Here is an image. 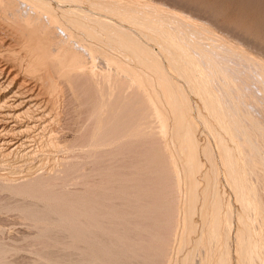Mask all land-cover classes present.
Wrapping results in <instances>:
<instances>
[{"label":"rangeland","instance_id":"1","mask_svg":"<svg viewBox=\"0 0 264 264\" xmlns=\"http://www.w3.org/2000/svg\"><path fill=\"white\" fill-rule=\"evenodd\" d=\"M46 1H49L51 3L53 7L52 10H54L52 11V14L55 12V14H57L55 15L57 16L56 18L57 19L59 18L58 20L62 21L60 22L62 24L65 23L64 20L66 19L65 17H62L63 16L62 13H60V10L57 9H61V7L62 8L80 7L82 9L87 10L88 8H90L89 7L90 4L92 5V3L94 2V0H88L89 2L87 0L86 1L65 0L62 2L60 0H46ZM124 1L125 0H123V2ZM127 1L128 0L125 1V3L127 4H124L122 3V0L121 2L119 0H112L110 4V0H109L108 3L111 5V7L108 4H106L109 6V7L107 6L108 8L105 7L104 5H99V7H97L98 5L96 4L95 5L97 7L96 9L92 8L93 6L91 7L94 12L91 9L89 10L93 14L96 15L99 14L98 16H101V18L105 17L104 19H106L110 23L112 24L114 23L113 25L111 24L112 26L115 27L118 26L119 28L121 27L124 30H126L128 34L133 37V38L131 37L132 39L136 38L139 41V42L136 41L137 44L136 46H138L137 48L144 49L148 47L147 49L151 50L149 54L152 53L154 55L152 56L151 54L150 56L148 54L149 57L148 55H146L147 59L144 57V59H142L141 61V59L137 57L133 52L128 50L127 51L122 50L124 49V46H122L123 47L122 48L121 47L122 43L120 44V42L119 43L113 42V44L108 43V41L106 42L107 39H106V35L103 34L104 32L100 34L103 37L97 36L99 37L97 38L98 39L97 40L96 38L93 37L91 38L90 36L82 33V31H80L79 29H76L74 27L72 29L71 27H68L69 30L71 28L72 31L74 32L73 33L70 30L69 34L71 36L70 35L68 36L67 33L69 30L67 29L66 26L68 25L72 26V25L69 24L67 20H66V24L68 25L63 24V26L66 27L65 30L67 32L62 31L63 29L62 30L58 29V34L60 36L62 35L61 36L62 39L64 38V40L71 42L70 44L72 46L73 43L74 46L76 44L77 50L78 48L79 51L82 49L83 51L81 50L80 51L81 53L83 54L87 53V55H89L88 57L87 55H83L85 56V58H87L86 59L87 62L92 60V58H90L91 57L90 53H88L89 47L92 46L93 55L94 53L97 52L93 45L98 47L96 49H99L100 47L98 53L101 57L96 53L97 56L96 55L93 56L94 58L96 57L95 59L93 58L94 64L92 62H89L90 64L93 65L95 70L99 69L98 70L99 72L97 76L94 75L92 77H90L89 74L85 73L89 78L86 75L84 76L83 74H81L80 76L78 75L79 76V77L77 76L78 78L74 77V79L71 80L72 83L71 81L69 83H66V81L64 82V80H62V82L61 80L59 81V83L61 84L59 86H62L60 87L61 93L59 91L58 94L59 96H57L59 99H56L55 101L56 104L54 102L55 105H53L55 106L53 108L56 109L55 110L52 109L53 114L55 112L58 116L54 115L56 119L55 118H52L53 120L50 119L51 121L50 120L48 121L49 124L46 123V121L44 122V124L45 123L47 124L46 126L48 128L44 126L43 123L42 124L37 123L36 126L34 128L32 127L30 129L31 131L29 130L30 132L26 134V136H28L26 137L28 138L27 145L30 144L31 147L32 144V146H34L33 149L35 153L33 154L35 155H32L34 156L32 157V159L29 158V160L27 159L23 161L20 158V156L19 159L18 157H16L18 156L15 155L16 153L15 154L12 153L11 157L10 155L8 156L11 158V159L9 158L10 162H8L9 161L7 159L8 157L6 158L3 157L0 152V174H1L0 175V264H210V263L212 264V262H209L210 260L212 261V258L210 257L212 255V252H210L208 249L212 251L213 249L211 248H214L215 250L214 245L216 246L217 250L219 249L220 246L222 248L223 244L218 243L219 242L218 239L223 237L214 238V240H211V243L208 242L203 243L205 247L202 245L197 247L195 242L199 236L204 235V233L206 235L207 234L206 230L208 232L210 228V224H208V222L210 223V221H208L210 219L206 218V216L208 217L210 216V218L212 217L210 206L213 204L214 201H216V199L222 201L221 203H224L222 206V210H223L222 213H225V210L229 213L228 215L229 217L225 219V222H223L224 221L223 219L222 222L220 221L223 224V226L222 224H220V227L222 228L224 227L225 229H228V235L226 238L227 239L226 246H228L229 248L227 249L226 247L228 253L227 258L228 260H230L229 262L226 259V261H228V264H243L244 261L243 258L246 256V252L247 254L248 252H250L249 256H251L252 258L255 256L258 257L259 254L260 255L262 254L259 253L260 249L259 251L257 249L258 252L253 251V253H251L252 251L250 250L249 251L246 250L243 253L244 256H242V254L241 255L238 254L240 258L238 257V255H236L237 252L240 251V249H237L239 246L238 242L241 240L238 239L237 236L238 235L237 229L239 227L238 224L240 220H243L245 218L244 220L248 222V225L254 224L253 227H251L252 226L251 225L250 226L251 228L247 230L249 234L246 232L249 237L257 236L256 238H254V241L259 239L258 236H262V237L264 236L262 234L264 232V229H261L263 232L260 231L259 229V225L262 222L259 215L260 213H258L261 211L260 209L262 207L264 208V206L260 207L261 205H259L260 203L258 204V199H257L256 202L258 205L256 204L254 205V203L256 202H253L252 206L255 207L259 206V209L257 208L256 211L255 207L253 209L252 206H250L251 204L248 206L249 207L248 209L247 206L243 207V204L236 198L237 197L235 191L236 189H234L235 187L232 185L233 183L230 181L231 179L229 180L228 172L225 171L223 161H221L222 160L220 154L221 150L219 148L216 135H218L219 132H221L222 136L224 135L223 138L225 139V143L230 148L233 147V150L238 145L236 147V150L233 151L236 158L242 157L244 155L241 152L246 147H249V151L246 148L247 150L244 149L245 150L244 152L247 151L251 155L260 153L262 157L264 154L262 153L264 151L263 148L264 145H262V143L264 142L263 141L264 131L260 129L261 131L260 133L258 130L259 126L261 128L263 127L262 125H264L263 123L264 122L263 121L264 120V78H263L264 77V70H263L264 69L263 68L264 67L263 66L264 65V58H263L264 57V0H129L128 1L129 3ZM130 2H131V6L129 5ZM137 2L140 4H138ZM20 3H22V1ZM22 4H23L22 11L24 12L25 2H23ZM101 6L102 7L104 6L107 9H105L104 7L102 8ZM139 6H142L141 8L145 11V12L143 11L144 16L146 13H150L156 9L161 11V8L163 9L166 8L167 10L166 9L164 10L166 12L170 11V13L169 12L165 13L161 11L162 16L158 17V19L156 16H158V14L160 15V12H158L157 14L158 10L154 11V13H156V16H154L153 15L154 13L152 12V16L155 17L156 21L152 23L153 26L149 25L148 27L152 26L154 28L156 25V29L154 28L156 30L155 35H154L155 33L154 29H151V31L153 30L152 32L154 33H152L151 31L150 33L148 27H147L148 31L146 32L144 29L146 28V26L144 28H142V26L144 25L140 26L141 24H139L137 19L139 18L140 20L141 15L143 17V13H141L142 9H138L140 8ZM100 8H102L103 11H101L102 9ZM125 8L131 9L128 10V12L130 11L129 12L130 15L129 14H127V16L123 15L124 13H128L126 12V10L122 11ZM97 9H99L100 11L99 10L97 11ZM135 9H138L139 11L136 10L137 11L136 12ZM172 10L177 14V16H175L176 14H174L173 12L171 13ZM56 11L58 13H56ZM121 11L123 12V14ZM2 12L4 13V11H2L0 8V19H1L0 23H2L1 24L2 26H4L5 22L3 23L2 21L3 20L1 15ZM59 14L60 16L62 15L61 17L64 20L60 18ZM164 14L167 16H171L172 14L171 16L172 18H170L169 20L170 22L168 21L169 17L164 16ZM165 17L167 18V20ZM173 17H175V20L173 19ZM181 17L184 19H182ZM160 18L163 19L161 20ZM178 18L182 20H179ZM135 19L137 22H135ZM159 20H161L163 24L159 22ZM173 20L175 22L177 20L180 22H183V20H185L184 22H186L185 23L186 26H182V27L184 29L190 28L187 29L186 31L183 28L181 29V31L182 30L183 32L185 31L184 32L185 34L187 32V35H185L181 39L183 45L181 44V47L180 45H178L176 49L174 47V45L176 46V43L174 44L172 42L173 38L171 36H169L168 38L163 37L168 41L167 42L164 40L165 42H167L166 44L165 42H163V40L161 41V39H159L160 36L163 35L162 34L159 35L160 33H158L157 31L160 30L161 32V29L164 26L168 27L172 23L174 25ZM167 22L169 25H165L167 24ZM159 24L161 25V29L158 28L160 26ZM58 26L60 27V25ZM71 32L73 33V36ZM206 32L208 34L210 33V35H208ZM205 34H207L208 36ZM203 35H205L206 37ZM202 36L204 38H202ZM72 37L74 39L77 38L76 40L78 43L76 42V40L74 41ZM78 37L81 38V40ZM211 38L213 39L211 40ZM68 39L71 40L69 41ZM72 40L74 42H72ZM193 40L199 43L194 42ZM192 41H193V45H192ZM171 42L174 44L173 46L170 45L172 44ZM86 43H91V44L93 43V44L92 45L87 44L89 45L87 46L85 45ZM185 44L187 45L191 44L190 47L187 45L186 47L189 48L188 50L191 51L193 50L192 53L195 54V56L197 55V58L199 60L198 59L195 60L198 62L200 66L196 64L197 63L196 61L192 64L188 63L187 65V62L189 61L186 60H188L189 57L186 56H183L186 59L183 58L182 62H180L182 58L180 56L181 54L180 51L185 48L183 47L185 46ZM18 45L19 44L16 45L17 47L16 54L20 56V57L18 56V59L20 61L22 59L23 64H21V62L18 60L21 66L18 64V62H16L17 68L20 66L17 71H19L20 73L17 71H14V73H19L18 75L19 81H21V79L22 80L25 79L26 76H28L27 80L31 81V82L29 81L28 83L32 85L35 82L36 87L40 88L39 83L34 79L33 76L28 74L29 72H27L28 69L26 67V63L28 57L25 56L22 58V56L26 54V51H22V48H20V46L19 49ZM83 46L85 47L87 46L88 48L87 47L85 48ZM213 47L215 49L217 48L216 50L221 52V54L223 53L224 55L223 56L220 53L218 56L216 55L218 62H220L219 59L224 60L226 58L223 62L220 63L219 66L221 67V64H223L222 68H224L226 64L224 68L225 69L224 72L227 71L228 73H224L223 70H220V68H218L219 66L216 67L217 71L219 69V72L217 73L215 69V64L216 66L219 64L216 63L217 60L215 58H212L211 56L210 59H208L209 58L208 56L207 57H205L206 55L204 56L206 51L208 52L209 49H210L209 51L212 50V52L215 54V52L217 51H215ZM224 48L225 49L229 48L232 51L230 50V53L223 52L222 50H224ZM236 48L237 50H235ZM23 49L25 50V48ZM227 49L224 51H229V49L228 50ZM201 51L202 52L205 51V52L201 53L202 54L201 55L200 54ZM173 52L174 53L177 52L178 54L180 53L179 54L180 58H178L179 60H177V62L175 63H172V58L178 56L176 55L177 53L173 54ZM104 53H107L108 55L110 54V56L113 57L114 59L117 58L116 60L120 61V63H122L124 67L127 65L128 72L129 70L132 71H130L129 74H125V71L124 73L122 72L120 73V71L117 72L116 69L114 70L115 67L113 66V64L112 65L106 64V62H104L103 60ZM226 53L229 54L226 55ZM213 56L216 57L215 55ZM219 56L220 57L223 56V59L220 58ZM150 57L156 58L158 63L159 64L161 63V69L163 70L164 74L168 75V77L167 75H165L167 77L166 79H171V81L173 80L172 82L175 81L174 83L178 85L177 93L180 95L183 94L182 96L186 98V102H187L186 105L188 106L187 109H189L188 111L190 112V113H186L188 114L187 119L190 120L191 124L195 125V127L193 126L194 127L193 130L195 132V133L193 132V134H195V136L194 135L193 136L194 138L196 137L197 140L196 139L195 140L198 143V145H200L198 151L199 159H200V168H198L194 173L192 171L189 172L186 169V166L184 165L186 163V160L182 161V158L186 156L185 154L186 150H183V148L180 146V144L182 143L181 142L182 135L180 133L179 136L178 133L179 123H181L180 120L181 116H179L177 112H176L177 115L174 114L173 110H171L173 108L170 107L171 106L173 107V105L170 103L171 101L166 99L165 95L163 94L164 88L162 87L161 84L163 78L159 76V74L156 72V69H154V67L150 65L148 66L149 63L147 61L151 59ZM202 57H204V59L206 60H204ZM24 58H26L27 60ZM89 58L90 60H88ZM23 59L25 63L23 62ZM213 59H215L216 61ZM228 61H230V64ZM184 63H186L185 68H187L189 64H191L190 67H192L193 65L192 68L195 69V70L193 69L194 70L193 73H195L194 76L196 77H192L193 73L191 76L189 73H186L184 71L185 68L184 70H182L184 66L182 68L181 66ZM260 64L263 67L260 68L259 66ZM205 65H207V67L212 66L213 71L211 70L208 74L209 76H205L204 77L205 80H204L203 77H201L200 75L201 73L198 67H200L202 70V66L205 67ZM25 67L27 70L25 69ZM104 68L107 71L106 73ZM108 72H110V74L113 73L112 75L116 74L114 76L115 79L113 78L115 81L113 79L112 80L109 79L110 81L109 83L107 79H103L104 75L107 74ZM131 72L133 74L134 72L137 74H134L135 75L134 76L131 74ZM101 74H103V76ZM225 74L228 75L226 76ZM229 74L230 75L233 74V75L230 76ZM222 75L224 77H222ZM141 76L142 79H145V81L141 79ZM229 76L230 78H228ZM30 77L33 78L30 79ZM161 78L162 80L160 81ZM235 78H237L239 81ZM95 79L96 80L98 79L101 82L99 81L97 82ZM138 79L146 83L145 89L139 90L140 88L138 86L140 84H137L139 81ZM212 79L213 81H211ZM216 79L218 81H216ZM105 80L106 83L108 82L106 84L107 88H104L103 84H101L104 83L103 81ZM119 80L121 81V83L119 82ZM205 81L206 84L207 81L208 84L209 83L212 85L214 84L213 85L214 89L217 91L216 92L213 89L214 93H210L211 97H212L211 94H213V96L217 98V96L220 95L218 93H221L223 91L227 92V94L225 92V96L223 94L224 92L222 93V96H224L225 98L228 97L227 98L228 103L224 102L223 105L225 104V106L222 105V108L223 107L228 108L229 105L231 110L232 107L235 108V109L233 108V110L237 114H241V116L243 115V113L244 115L247 114L246 116L248 119L246 118V116L243 117L247 119L248 123L251 120L252 122L255 121L254 123H250L252 126L250 127L251 129L254 128L258 120L259 122L262 121V123H259V126H256L257 128L255 127L256 129L254 128L258 134L254 132L255 130L252 131L253 134L256 133V136L255 134L246 135V136L242 135L243 138L239 136L241 138L239 140V138L238 137L236 138V136L234 135L235 133L226 134L222 130L221 123L224 124L225 120L223 118L216 117L217 113L214 111L215 113L214 114L211 108L209 111L208 105L207 107H204L206 105V104L204 105V103L206 102H203L205 100V98L203 99L204 95L202 94L203 95L202 97V95H200L201 92L199 91L200 93H198L197 91L198 89L196 86L200 87L201 89V85L205 84L203 83ZM228 81L230 82L228 83ZM148 82L151 83L149 84ZM219 82L222 84H220ZM233 82H235L236 84L235 83L233 84ZM230 83H232L234 86L232 88L230 87L231 89L229 88V86H231ZM198 84L201 85L199 86ZM107 85L109 86L111 85L112 87L110 88ZM113 86L115 87V89ZM100 87L102 89H100ZM195 87L197 90L194 89ZM108 88L109 91L107 90ZM217 88L218 89L220 88V91ZM227 88L229 89V91L230 90L232 91V89L233 91L229 92ZM110 89L112 90L111 91L112 94L110 92ZM221 89L223 90L221 91ZM148 90L149 92H151V94L148 92ZM140 91H143V93H141ZM235 91L237 92V94L234 93ZM104 92L106 97L105 100L109 103H107L108 104L107 108L101 110L100 112L98 111L99 107L101 106L100 105L101 99L99 98L101 97L100 94L102 95V93ZM144 92L146 95H148L147 92L150 94L148 95V97L149 96L151 97L153 94L156 95V97L152 98L153 99L151 101L152 103L149 102L148 104V98L146 95H144ZM6 93L7 96L11 94L10 91H6L4 94ZM106 93L111 95L106 96ZM245 93H247L248 95ZM237 95L239 97H237ZM43 96L44 95L40 94L41 98ZM200 96L202 97L201 98L202 100L200 99ZM241 96H243L244 98H242ZM156 99H158L160 103L156 101ZM169 103L171 104V106ZM230 103L231 105L233 103L232 107ZM157 104L159 105L157 106ZM226 104L228 105L226 106ZM247 104L250 105L247 106ZM153 106L157 107V109L159 111H162V113L156 111L157 109L152 108ZM160 106H162V108ZM222 108H219L220 112H222L221 110L224 111L226 110ZM154 109L156 112H159L162 115V119H163L162 121H164L165 123L164 122L162 123L160 122L161 120L155 118V117L157 118L159 117L160 119V114L158 113L159 114L158 116L157 113L154 111ZM246 110L250 113V115L247 113ZM25 115L20 116V120L22 117L25 118L23 119V121L21 120V122H23L21 123L22 125H25L24 122L26 121L24 120L29 119L33 115V113L32 112L28 113V116L30 115V117L28 116L25 117ZM184 116L186 118V115ZM250 116H256L258 120L257 119L255 120L254 119L255 117L251 119ZM243 117L240 118L244 120ZM218 118L221 119L222 122ZM192 119L193 121H191ZM246 119L244 120L245 121L244 124L247 123ZM100 120H101L100 128L102 129L103 127L104 129L103 130L100 129L101 131L97 132L98 130H96V128L98 127L97 125ZM156 120L160 122L159 129L154 128L159 123V122L156 123ZM174 121L179 123H175ZM214 122L218 124H215ZM243 125H242L243 127L242 130L245 128H247V130L250 129L249 127H245ZM39 126L41 127V129L44 126L45 128L43 129L45 130L43 129H42L43 131L40 130ZM161 126H162V130H161ZM157 127H159V125H157ZM251 129L249 131H251ZM247 130H245L244 132H246ZM214 131H216L215 134ZM96 132L99 133V136ZM52 135L55 136V139H58L60 141L59 144L60 146L57 147V149L54 148L55 150L50 151L48 150L49 146L47 145V140H49L50 136ZM250 136H254V139L256 141H254L253 138L251 137V143H250ZM244 137H247L249 140L248 141L246 138L247 144L246 141L244 142L245 140ZM259 138L261 140H259ZM240 143L242 145L239 146ZM243 144L245 146H243ZM248 144H250V146L253 144L251 148L255 145V148L258 151L256 152V150H254L255 148L253 147L254 149L252 148L251 149L252 152H250L251 150ZM260 145H262L261 149H259ZM261 150L263 151L261 152ZM181 151L185 152L184 155ZM50 152L52 153L53 156L51 155ZM253 152L255 154H253ZM4 158L7 161L4 160ZM49 158L51 161L49 160ZM20 159L22 162H26V161L27 162L19 165L18 163H21ZM52 159L56 160L57 162H55L54 160L52 161ZM15 161H17L18 163ZM259 161L261 160H257L258 162L257 164H260ZM261 162L263 163L260 166L262 165L264 166V161ZM255 163L256 161L253 162L254 167L257 165ZM12 164L13 165L18 164V165L12 166ZM42 164L45 167L41 166ZM242 164L241 167L244 166L243 162ZM9 165H11L12 167ZM182 165H184L185 168H182L183 167ZM13 168L14 170L12 171L11 169ZM256 168H260L259 165L254 168L255 173L252 170L253 169L252 167L251 169L252 171L248 169L251 171L250 173L248 170L246 171L248 174H245V172H243L245 175L243 176L245 178L243 176H240L239 174H237V178L238 176H240L241 179L243 177L244 180H247V185L248 182L249 183L253 182L254 184L252 183L250 187H252V189H255L256 192H254V195H258V197L261 198L257 190L262 187L264 188L263 186L264 177L261 175L260 177L258 176L259 174L264 175L262 171L264 170L263 169L264 167L262 168L261 171L259 169L257 170ZM184 169H186L187 173ZM258 171L261 173L257 174ZM191 172L192 174L189 175L188 173ZM257 177L258 178L263 177L262 178L263 180L261 179L262 181L259 179L261 183L263 182L262 186L259 183V181L257 183L258 180ZM190 178L192 179V181L193 179L196 180L193 181L192 183V185L194 184L193 188L191 184H190L191 186L189 185V182H192ZM254 185L259 188L258 189L257 187L255 188ZM189 186L191 187L192 190L191 189L189 190L190 188ZM208 188L210 189L216 188L215 190L219 189L217 190L218 197H216V199H214L215 197L211 196V193H209L210 189L208 190ZM262 189H260L259 192L262 193L263 196L264 191L261 192ZM204 191H206V193L208 194L207 197ZM203 192L205 194H203ZM212 195H214L213 192ZM192 197H193V201L191 200ZM254 197L257 198V196ZM262 201H264V197ZM228 202L230 205L228 204ZM224 207L225 208L227 207L229 211L227 208L225 209ZM204 209L208 214L204 211ZM243 211L245 212L242 213ZM203 212H205V214H203ZM262 212L263 215L261 217L264 216V210ZM262 219H263L262 221L264 222V218ZM250 221L253 222L250 223ZM259 222L260 224H257ZM205 223L207 226L209 225V228L205 225ZM189 224L192 225V229H190L191 225L188 227ZM205 226L207 227V229ZM188 228L190 230H188ZM250 230L251 231L253 230L252 231L253 233H251ZM212 241L215 242L212 243ZM241 241L239 244H241ZM208 253L209 254L211 253V255L209 256ZM254 253H256V255H254ZM252 254L254 256H252ZM206 255L209 257L207 259L209 260L208 262L207 260L205 261V259L207 258ZM249 256L247 255L246 257ZM262 256H264V254L261 255V258L260 256L258 257V259L257 257H255L256 260L255 258H253L255 261L254 264H261V262L263 264ZM246 257L244 258L245 260L247 259V261H244L245 264H247L248 260L249 262H253L251 257L250 259L252 261H250V259ZM215 260L216 261L215 263L213 261V264L216 263L219 264V261L217 259Z\"/></svg>","mask_w":264,"mask_h":264},{"label":"bare ground","instance_id":"2","mask_svg":"<svg viewBox=\"0 0 264 264\" xmlns=\"http://www.w3.org/2000/svg\"><path fill=\"white\" fill-rule=\"evenodd\" d=\"M22 1V3L23 2H25V11L23 12L22 11V3H20ZM61 2L62 1H65V0H60ZM69 1V0H68ZM77 1V0H76ZM86 1V0H85ZM88 1V0H87ZM108 1L109 0H94V2L92 3V5L90 4V8H88L87 10L86 9H82V8H80V7H78V8H62L61 7V9H57V10H60V13H62V17H65V19L67 20V22L69 23V24H71L72 26H69L68 24H66V20H64L61 16H60V14H59V16H60V18H62L63 20H64V22L65 23H63V24H66V25H68V26H66L67 27V29H68V27H71L72 29H73V27L74 28H76V29H79L80 31H82V33H84V34H86V35H88V36H90L91 38L93 37V38H99L100 36H102V35H100L101 33H103V34H105L106 35V42L108 41V43H112L113 44V42L114 43H119L120 42V44H121V47L122 46H124V49H122V50H128V51H131V52H133L137 57H139L140 59H141V61H142V59H144V57L146 58V55H148L150 52H151V50L150 49H147V48H141V49H139V48H137L138 46H136L137 44H136V41H138L136 38V40L135 39H132L133 37L132 36H130L129 34H128V32L126 31V30H124L123 28H119L118 26H112L113 24L112 23H110L109 21H107L106 19H104L103 17L101 18V16H98V15H96V14H93L89 9H91L92 10V8H97V7H99V5H104L105 7H107L108 5L111 7V2H112V0H110V4L108 3ZM120 2H121V0H119ZM126 1V0H125ZM125 1L123 2V0H122V3H124V4H127V3H125ZM129 1V0H128ZM127 1V2H128ZM30 3V4H28V3ZM56 2V1H55ZM72 2V1H71ZM75 2V1H74ZM89 2V1H88ZM91 2V1H90ZM140 2V1H139ZM76 3V2H75ZM82 3V2H81ZM116 3H117V1H116ZM116 3H115V5H116ZM129 3V2H128ZM134 3V2H133ZM138 3V2H137ZM98 5L97 7L95 6V5ZM106 4H108V5H106ZM138 4H140V3H138ZM142 4V3H141ZM77 5V4H76ZM114 5V4H113ZM119 5V4H118ZM130 6H131V2H130V4H129ZM135 5V4H134ZM137 5V4H136ZM65 6V5H64ZM93 6V7H92ZM103 6V7H104ZM108 6V7H109ZM127 6V5H126ZM125 6V7H126ZM133 6V5H132ZM92 7V8H91ZM102 7V6H101ZM102 7V8H103ZM104 7V8H105ZM107 7V8H108ZM129 7V6H128ZM140 8H138V9H142L141 7L142 6H139ZM146 7V6H145ZM164 7V6H163ZM0 8H1V10L2 11H4V13L2 12V18H3V23H4V26H2L1 24L2 23H0V152H1V155L3 156V157H8L9 155H10V157H11V155H12V153H16L15 155H18V156H16V157H18V159H19V156H20V158L24 161V160H29V158H31L32 159V157H34V156H32V155H35V154H33V153H35V151H34V146H32V144H31V147H30V144L29 145H27V139L28 138H26V137H28V136H26V134L28 133V132H30L31 130V128L33 127H35L36 126V124L37 123H43V125L44 126H46L47 124L46 123H48L49 124V120L51 119V120H53L52 118H55V116H58L55 112H54V114H53V110L52 109H54L53 107H55V106H53V105H55L56 104V99H59L57 96H59L58 94H59V91H60V87H62V86H59V85H61L60 83H59V81L61 80V82H62V80H64V82L66 81V83H69L72 79H74V77H77L78 75L80 76L81 74H83L84 76L86 75L87 76V74H89L90 75V77H92V76H97V74H98V70H95V68L93 67V65L92 64H90L89 62H92L93 63V56L94 55H96V53L99 55V53H98V51H99V49H100V47H99V49H96V48H98V47H96L95 45H93L94 47H95V50L97 51L96 53H94V55H93V50H92V46L91 47H89V52L88 53H90V58H92V60L91 61H89V62H87L86 61V59L87 58H85V56H83V55H87V53H85V54H83V53H81L80 51L82 50H80L79 51V48H78V50L76 49L77 48V45L75 44V46H74V43H73V46L70 44L71 42H68V41H66V40H64V38L62 39V35L60 36L59 34H58V29H63L62 31H64V32H67L65 29H66V27L65 26H63V24L62 23H60V22H62V21H59L56 17L57 16H55V15H57V14H55V12L52 14V11H54V10H52L53 9V7H52V5H51V3L49 2V1H46V0H0ZM59 8V7H58ZM102 8H100V9H102ZM107 8H105V9H107ZM118 8V7H117ZM120 8V7H119ZM94 9V10H95ZM123 9V8H122ZM138 9H135V11L137 10V11H139ZM163 8H161V11H163V12H165V13H170V11H164L165 9H163ZM55 10H56V8H55ZM99 9H97V11H98ZM110 10V9H109ZM126 10V12H128V10H131L130 8L129 9H124V10H122V11H125ZM158 9H156V10H154V11H157ZM167 10V9H166ZM93 11V10H92ZM100 11V10H99ZM101 11H103V9L101 10ZM121 11V12H122ZM136 11V12H137ZM142 12L141 13H143V9L141 10ZM149 11V10H148ZM154 11H152L153 13H154ZM161 11L160 10H158L157 11V14H158V12H160V15L158 14V16H156V13H154L153 15L154 16H156L157 17V19H158V17H160V16H162L161 14ZM26 12V13H25ZM94 12V11H93ZM109 12V11H108ZM120 12V11H119ZM130 12V11H129ZM129 12L128 13H124L123 14V12H122V14L123 15H126L127 16V14H129ZM145 12V11H144ZM150 12V11H149ZM152 12H150V13H146L145 14V16H144V13H143V17H142V15H141V18H140V20H139V18L137 19L138 20V22H139V24H141L140 26H142V25H144V26H142V28H144L145 26H146V28H144L145 29V31L147 32L148 30H149V32L151 31V29H156V25H155V27L153 28L152 26H153V24L152 23H154L155 21H156V19H155V17H153L152 16ZM173 12V10L171 11V13ZM56 13H58L57 11H56ZM100 13V12H99ZM104 13V12H103ZM113 13V12H112ZM139 13V12H138ZM174 14H176L175 12H173ZM4 14V15H3ZM101 14V13H100ZM140 14V13H139ZM151 14V15H150ZM102 15V14H101ZM130 15V14H129ZM112 16H113V14H112ZM164 16H167V15H165L164 14ZM171 16H172V14H171ZM171 16H167V17H169V19H168V21L170 20V18H172ZM175 16H177V14L175 15ZM181 16V15H180ZM109 17V16H108ZM120 17H121V15H120ZM124 17V16H123ZM140 17V16H139ZM166 18V17H165ZM182 18V17H181ZM188 18V17H187ZM161 19V18H160ZM163 19V18H162ZM161 19V20H162ZM173 19L175 20V17H173ZM176 19H177V17H176ZM179 19V18H178ZM182 19H184V18H182ZM182 19H179V20H182ZM1 20V19H0ZM161 20H159V22H161ZM166 20H167V18H166ZM173 20V21H174ZM186 20V19H185ZM185 20H183V22H180V21H174V25H173V23L171 24V25H169L168 24V22H167V24H165V25H169L168 27H166V26H162L163 28L161 29V23L159 24L160 26L158 27V28H160L161 29V32H160V30H157L158 31V33H160L159 35H163V36H160V38H159V35H158V38L159 39H161V41L163 40V42H165V41H167L166 39H164V38H168L169 36H171L173 39H172V42L175 44L176 43V46L172 43V44H170V45H174V47H175V49H176V47H178V45H180V47H181V44L183 45V43H182V38L185 36V35H187V32H186V34L184 33L187 29H190V28H187V29H184L182 26H186V22H184ZM158 21V20H157ZM172 21V20H171ZM188 21V20H187ZM135 22H137L136 21V19H135ZM170 22V21H169ZM189 22H190V20H189ZM158 23V22H157ZM192 23V22H191ZM194 23V22H193ZM196 23V22H195ZM62 24V25H61ZM112 24V25H111ZM163 24V23H162ZM197 24V23H196ZM5 25H6V27H8V28H6L5 27ZM58 25H60V27L58 26ZM149 25H152V26H150V27H148ZM188 25V24H187ZM139 26V27H140ZM158 26V25H157ZM189 26H191V25H189ZM196 26V25H195ZM147 27H148V30H147ZM70 28V30L72 31V29ZM157 28V29H158ZM184 29L185 31L183 32V30L181 31V29ZM206 28V27H205ZM154 29V31H155V33L154 32H152V33H154V35L156 34V30ZM60 30V31H61ZM69 30V29H68ZM70 30L68 31V36L70 35L69 34V32H70ZM140 30V29H139ZM206 30V29H205ZM143 31V30H142ZM190 31V30H189ZM208 31V30H207ZM73 32V31H72ZM71 32V34H72V36H73V33ZM139 32V31H138ZM150 32V33H151ZM203 32V31H202ZM209 32H210V30H209ZM149 33V34H150ZM189 33V32H188ZM207 33V32H206ZM212 33H213V31H212ZM66 34V33H65ZM65 34H64V36H65ZM204 34V33H203ZM208 34V33H207ZM207 34H205V35H207ZM192 35V34H191ZM197 35H200V34H197ZM205 35H203V36H205ZM208 35H210V33L208 34ZM207 35V36H208ZM215 35V34H214ZM63 36V37H64ZM71 36V35H70ZM97 36H99V37H97ZM157 36V35H156ZM155 36V37H156ZM202 36V38H204ZM213 36V35H212ZM216 36V35H215ZM77 37V36H76ZM87 37V36H86ZM103 37V36H102ZM132 37V38H131ZM163 39H162V38ZM199 37V36H198ZM201 37V36H200ZM206 37V36H205ZM67 38H69V37H67ZM67 38H65V39H67ZM73 38V37H72ZM79 38V37H78ZM89 38V37H88ZM157 38V37H156ZM235 38V37H234ZM77 38H73V40L75 41ZM80 40H81V38H79ZM105 39V38H104ZM190 39V38H189ZM209 39H210V37H209ZM213 38H211V40H212ZM229 39V38H228ZM237 39V38H236ZM69 40V39H68ZM71 40V39H70ZM69 40V41H70ZM72 40V42H74ZM82 40H83V38H82ZM89 40V39H88ZM90 40H92V39H90ZM98 40V39H97ZM145 40V39H144ZM165 40V41H164ZM208 40V39H207ZM100 41V40H99ZM160 41V42H161ZM169 41H171V40H169ZM175 41V42H174ZM194 42H197V41H195V40H193ZM193 41H192V45H193ZM216 41V40H215ZM222 41V40H221ZM220 41V42H221ZM76 42H77V40H76ZM79 42H82V41H79ZM85 42V41H84ZM139 42V41H138ZM168 42V41H167ZM167 42H165L166 44H167ZM190 42V41H189ZM207 42V41H206ZM213 42V41H212ZM218 42V41H217ZM236 42V41H235ZM78 43V42H77ZM96 43V42H95ZM97 43H99V42H97ZM102 43H103V40H102ZM107 43V44H108ZM170 43V42H169ZM168 43V44H169ZM197 43H199V42H197ZM197 43H194V44H197ZM210 43V42H209ZM216 43V42H215ZM17 44H19L18 45V48H19V46H20V48H22V51H26V54L24 55V56H22V58L23 57H25V56H27L28 57V60L26 59V58H24V59H26L27 60V63H26V67H27V69H26V67H25V69L27 70V72H29L28 74L29 75H31V76H33L34 77V79L39 83V85H40V88H37L36 87V85H35V82H34V79H33V84L31 85L30 83H28L29 81L27 80V77L28 76H26L25 74V76H26V78L25 79H21V81H19V78H18V75H19V71H17L18 70V68L21 66V64H23L22 63V59H21V61L18 59V56L19 55H17L16 54V45ZM87 44H90V45H92L91 43H86L85 45H87ZM212 44V43H211ZM224 44V43H223ZM235 44V43H234ZM99 45V44H98ZM103 45V44H102ZM106 45V44H105ZM109 45V44H108ZM111 45V44H110ZM116 45V44H115ZM163 45V44H162ZM186 45L187 44H185V46H183V47H185L184 49H182L180 52H181V54H180V56L182 57L181 58V60H180V62H182V60H183V56H186V57H189L188 58V60H186V61H189V62H187V65H188V63H194L196 60L195 59H198L197 58V55L195 56V54H193L192 52H193V50L191 51V50H188L189 48H187L186 47ZM239 45H240V43H239ZM79 46V45H78ZM87 46H89V45H87ZM86 46V47H87ZM120 46V45H119ZM164 46V45H163ZM187 46H191V44L190 45H187ZM196 46H198V45H196ZM201 46V45H200ZM207 46V45H206ZM210 46V45H209ZM218 46V45H217ZM83 47H85V46H83ZM85 47V48H86ZM166 47V46H165ZM19 48V49H20ZM23 48H25V50L23 49ZM88 48V47H87ZM109 48V47H108ZM123 48V47H122ZM171 48V47H170ZM192 48V47H191ZM199 48V47H198ZM211 48V47H210ZM214 48V47H213ZM221 48V47H220ZM235 48V47H234ZM238 48H240V47H238ZM94 49V48H93ZM107 49V48H106ZM215 49V48H214ZM213 49V50H214ZM217 49V48H216ZM215 49V51H217ZM227 49V48H226ZM225 48H224V50H226ZM229 49V48H228ZM227 49V50H228ZM167 50V49H166ZM165 50V51H166ZM170 50V49H169ZM180 50V49H179ZM178 50V51H179ZM202 50V49H201ZM210 50V49H209ZM208 50V52L206 51V53L204 54V56L205 57H209L208 59H210V56L212 57V58H215L216 60H217V62L216 63H219L217 66H216V64H215V69H216V67H218L219 65H220V63L221 62H223L224 60H220L219 59V61L220 62H218V59H217V56L219 55V53L221 54V52H219V51H217L218 52V54H217V52H215V54L212 52V50L211 51H209ZM222 50V49H221ZM224 50H222L223 52H229L230 53V50L231 49H229V51H224ZM235 50H237V48L235 49ZM83 51V50H82ZM85 51V50H84ZM172 51H174V50H172ZM171 51V52H172ZM190 51V52H189ZM232 51V50H231ZM243 51V50H242ZM18 52H19V50H18ZM17 52V53H18ZM102 52H103V50H102ZM104 52H106V51H104ZM131 52H129V53H131ZM167 52V51H166ZM205 52V51H204ZM204 52H200V54L201 53H204ZM248 52V51H247ZM101 53V52H100ZM108 53V52H107ZM107 53H104V57H103V60H104V62H106V64H113V66L115 67L114 68V70L116 69V71L117 72H119L120 71V73L122 72V73H124V71H125V74H129V72L130 71H132V70H129V72L127 71V65L124 67L123 65H122V63H120V61H117L116 59H114L113 57H111L110 56V54L108 55ZM113 53H115V52H113ZM177 52H173V54H176ZM229 53H226V55H228ZM235 53V52H234ZM239 53V52H238ZM261 53V52H260ZM152 54V53H151ZM151 54H149L150 56H151ZM159 54V53H158ZM172 54V53H171ZM179 54L177 53L176 55L178 56V57H173L174 58V61H173V58H172V63H175V62H177V60H179L178 58H180V56H179ZM198 54V53H197ZM199 54V55H200ZM217 55L216 57H214L213 55ZM258 54V53H257ZM121 55V54H120ZM149 55H148V57H149ZM154 54H152V56H153ZM175 55V56H176ZM202 55V54H201ZM200 55V56H201ZM221 55H223V53L221 54ZM89 55H87V57H88ZM97 56V55H96ZM100 56V55H99ZM131 56V55H130ZM164 56V55H163ZM224 56V55H223ZM223 56L222 57H220V58H222L223 59ZM235 56V55H234ZM20 57V56H19ZM101 57V56H100ZM119 57V56H118ZM121 57V56H120ZM134 57V56H133ZM132 57V58H133ZM218 57V58H219ZM230 57V56H229ZM229 57H227V58H229ZM233 57V56H232ZM239 57V56H238ZM258 57V56H257ZM90 58L88 59V60H90ZM96 58V57H95ZM94 58V59H95ZM123 58V57H122ZM126 58V57H125ZM151 59H149L147 62L149 63L148 64V66L150 65V66H152V67H154V69H156V72L159 74V76L160 77H162L163 78V80H162V78L160 79V81L162 80V87L164 88L163 90H164V92H163V94L165 95V97H166V99H168L169 101H171L170 103L173 105V107L171 106V104H170V108H173V109H171V110H173V113L174 114H176V112H177V114H179V116H181L180 117V120H181V123H179L180 122V120H179V122H175V123H179V130H178V133H179V136H180V133H181V135H182V145L180 144V146L183 148V150H186V153L183 151H181L182 153H183V155H184V153L186 154V156H184V157H186V158H182V161H185L186 160V163L184 164L185 166H186V169L190 172V171H192L193 173L194 172H196V170L198 169V168H200V159H199V154H198V151H199V147H200V145H198V143L196 142V137L194 138V136H195V134H193V132H194V127H195V125H193V124H191V122H190V120H188L187 118V116H188V114H186V113H190L188 110L189 109H187V105H186V98L184 97V96H182V95H180V94H178L177 92H178V85L176 84V83H174V82H172L171 81V79H166L167 77H168V75L167 74H164V72H163V70L161 69V63L159 64L158 63V61H157V59L156 58H153V57H150ZM177 58V59H176ZM203 59H204V57H202ZM264 58V57H263ZM24 59H23V62L25 63V61H24ZM119 59V58H118ZM147 59V58H146ZM184 59H186V58H184ZM215 59H213V60H215ZM18 60L21 62V64L18 62ZM136 60V59H135ZM138 60V59H137ZM169 60H171V59H169ZM199 60V59H198ZM204 60H206V59H204ZM215 60V61H216ZM231 60V59H230ZM257 60V59H256ZM140 61V62H141ZM203 61V60H202ZM214 61V62H215ZM16 62H18V64L20 65L18 68H17V64H16ZM97 62V61H96ZM184 62V61H183ZM197 62V61H196ZM211 62H212V60H211ZM229 62V64H230V61H228ZM232 62V61H231ZM124 63V62H123ZM139 63V62H138ZM142 63V62H141ZM201 63V62H200ZM225 63H227V62H225ZM94 64V63H93ZM125 64V63H124ZM177 64V63H176ZM181 64V63H180ZM191 64H189V66L187 67V68H185V65H186V63H184L182 66H181V68H182V70H184V68H185V72L186 73H189L190 74V76L192 75V73L194 72V68H192L193 67V65H192V67H190L191 66ZM196 64H198V62L196 63ZM206 64V63H205ZM258 64V63H257ZM261 64H262V62H261ZM261 64L259 65L260 66V68L261 67H263V66H261ZM102 65V64H101ZM199 65V64H198ZM208 65V64H207ZM207 65H205V67L204 66H202V70H201V68L200 67H198V69H200L199 71H200V75H201V77H203V79H204V77L205 76H209L208 74H209V72L212 70L213 71V69H212V66H208L207 67ZM210 65V64H209ZM212 65H214V64H212ZM239 65V64H238ZM241 65V64H240ZM176 66V65H175ZM178 66V65H177ZM200 66V65H199ZM225 66H226V64H225ZM225 66H224V68H225ZM228 66V65H227ZM249 66V65H248ZM257 66V65H256ZM23 67V66H22ZM107 67V66H106ZM168 67H169V65H168ZM203 67H204V69H203ZM214 67V66H213ZM223 67V64H221V67L219 66L218 68H220V70H223V72H224V68H222ZM255 67V66H254ZM97 68V67H96ZM133 68V67H132ZM178 68V67H177ZM222 68V69H221ZM253 68V67H252ZM264 68V67H263ZM262 68V69H263ZM21 69V68H20ZM19 69V70H20ZM105 69V68H104ZM103 69V70H104ZM108 69V68H107ZM129 69H131V68H129ZM194 69V70H193ZM135 70V69H134ZM133 70V71H134ZM144 70V69H143ZM147 70V69H146ZM181 70V71H182ZM256 70H257V68H256ZM264 70V69H263ZM14 71H17V72H19V73H14ZM24 71V70H23ZM101 71V70H100ZM189 71V72H188ZM198 71V72H199ZM215 71V70H214ZM216 71H217V69H216ZM251 71V70H250ZM104 72V71H103ZM107 71H106V69H105V73H106ZM113 72V71H112ZM116 72V73H117ZM184 72V73H185ZM197 72V71H196ZM219 72V69H218V71H217V73ZM222 72V71H221ZM222 72V73H223ZM247 72V71H246ZM85 73H87V74H85ZM166 73V72H165ZM213 73V72H212ZM214 73H216V72H214ZM221 73V74H222ZM224 73H228L227 71L226 72H224ZM260 73V72H259ZM27 74V73H26ZM113 73H111L110 74V72H108L107 74H105L104 75V77H103V79H107L108 81H109V79H113L114 78V76L116 75H112ZM119 74V73H118ZM131 74L132 75H134V74H137V73H135L134 72V74L131 72ZM130 74V75H131ZM145 74V73H144ZM147 74V73H146ZM199 74V73H198ZM231 74V73H230ZM229 74V75H230ZM242 74V73H241ZM250 74V73H249ZM102 76H103V74H101ZM112 75V76H111ZM148 75V74H147ZM146 75V76H147ZM165 75H167V77L165 76ZM195 75V73H193V76L192 77H196V76H194ZM210 75H211V73H210ZM216 75V74H215ZM224 75V74H223ZM222 75V77H224ZM226 76L228 75V74H225ZM233 75V74H232ZM232 75H230V76H232ZM252 75V74H251ZM260 75V74H259ZM23 76V75H22ZM78 76V77H79ZM118 76V75H117ZM135 76V75H134ZM137 76V75H136ZM138 76H139V74H138ZM156 76H157V74H156ZM230 76L228 77V78H230ZM32 77V78H33ZM77 77V78H78ZM82 77V76H81ZM88 77V76H87ZM120 77V76H119ZM125 77V76H124ZM128 77V76H127ZM130 77H132V76H130ZM151 77V76H150ZM200 77V76H199ZM211 77H212V75H211ZM236 77V76H235ZM31 77H30V79H32ZM84 78V77H83ZM89 78V77H88ZM94 78V77H93ZM136 78V77H135ZM140 78V77H139ZM159 78V77H158ZM170 78V77H169ZM198 78V77H197ZM214 78H215V76H214ZM220 78V77H219ZM232 78V77H231ZM264 78V77H263ZM262 78V79H263ZM92 79V78H91ZM115 79V78H114ZM113 79V80H114ZM127 79V78H126ZM134 79V78H133ZM137 79V78H136ZM141 79H142V76H141ZM226 79V78H225ZM235 79H237V78H235ZM88 80V79H87ZM93 80V79H92ZM96 80V79H95ZM102 80V79H101ZM117 80H118V78H117ZM131 80H132V78H131ZM139 81H140V79H138ZM142 80H144L145 81V79H142ZM147 80V79H146ZM205 80V79H204ZM215 80V79H214ZM222 80H224V79H222ZM231 80H233V79H231ZM238 80V79H237ZM240 80H243V79H240ZM74 81V80H73ZM97 82L99 81L98 79L96 80ZM115 81V80H114ZM139 81H138V83L137 84H140L138 87L140 88L139 90H141V89H145L146 88V86H145V84L146 83H144L143 81H140V83H139ZM195 81V80H194ZM211 81H213V79L211 80ZM216 81H218L217 79H216ZM233 81H235V80H233ZM239 81V80H238ZM31 82V81H30ZM99 82H101V81H99ZM104 83H101V84H103V87L104 88H107L106 87V84L108 83H106V80L105 81H103ZM118 82V81H117ZM116 82V83H117ZM119 82L121 83V81L119 80ZM215 82V81H214ZM221 82V81H220ZM219 82V83H220ZM230 81H228V83H229ZM243 82V81H242ZM245 82V81H244ZM71 83H72V81H71ZM109 83H110V81H109ZM114 83V82H113ZM144 83V84H143ZM149 83V82H148ZM151 83V82H150ZM149 83V84H150ZM186 83V82H185ZM203 83H205V84H202V82H201V89H200V87H198V86H196L197 87V89H196V87L194 88V89H196L197 91H198V93H200L201 92V94L200 95H204V97H203V95H202V97H203V99L205 98V100L203 101V102H206V103H204V107H207V105H208V107H209V111H210V108H211V110H213V113H214V111L217 113V116L216 117H220V118H223L224 120H225V123L223 124V123H221L222 121H221V119H219L221 122H219V123H221V127H222V130L227 134H234L235 136H236V138L238 137L239 138V140L241 139L240 137H242L243 138V136H246V135H254L255 134V136H256V133H257V131L255 130L257 127L256 126H259V123H262V121H260L259 122V120L256 118V116H250L251 117V119L252 118H254L255 120L257 119L258 120V122L256 123V124H258V125H256L255 124V126H254V128L253 129H251L250 127H252L251 126V124L250 123H254L255 121H254V119H253V121L254 122H252V120L251 121H249V123L247 122V114L246 115H244V113H243V115L241 116V114H237L234 110H233V108L234 107H232V105H233V103H232V105H231V103H230V105H231V107H232V110H231V108L229 107V105L228 104H226V106L228 105V108H222V105H223V103L225 102V103H228V97L227 98H225L224 96H225V92L226 91H223V92H221V93H218V94H220L219 96H217V98H215V96H213V94H211L212 95V97L210 96V93H214L213 92V89H214V84L212 85V84H208V81H207V84H206V81L205 82H203ZM213 83V82H212ZM224 83V82H223ZM235 82H233V84H234ZM257 83V82H256ZM37 84V83H36ZM136 84V85H137ZM220 84H222V83H220ZM231 84V86H229V84H228V86H229V88L231 87H234L233 86V84L232 83H230ZM236 84V83H235ZM66 85V84H65ZM111 85H112V82H111ZM109 86V85H107L108 87H112V86ZM117 85V84H116ZM157 85V84H156ZM159 85V84H158ZM199 85V84H198ZM199 85V86H200ZM257 85V84H256ZM75 86V85H74ZM97 86V85H96ZM115 86V85H114ZM113 86V87H114ZM223 86V85H222ZM242 86V85H241ZM39 87V86H38ZM93 87V86H92ZM117 87V86H116ZM137 87V88H138ZM144 87V88H143ZM148 87H150V86H148ZM154 87V86H153ZM152 87V88H153ZM216 87H218V86H216ZM224 87H226V86H224ZM248 87V86H247ZM253 87V86H252ZM255 87V86H254ZM13 88H15V89H13ZM67 88V87H66ZM222 88V87H221ZM230 88V89H231ZM237 88H239V87H237ZM244 88V87H243ZM8 89H10V90H8ZM62 89V88H61ZM63 89H65V88H63ZM100 89H102L101 87H100ZM114 89H115V87H114ZM148 89H150V88H148ZM218 89V88H217ZM226 89V88H225ZM228 89V88H227ZM236 89V88H235ZM106 90V89H105ZM108 91H109V88L107 89ZM106 90V91H107ZM138 90V91H139ZM162 90V91H163ZM195 90V91H196ZM215 90V89H214ZM219 91H220V88L218 89ZM223 89H221V91H222ZM248 90V89H247ZM6 91H10L11 92V94L10 95H8L7 96V93L6 94H4ZM64 91V90H63ZM103 91V90H102ZM102 91H100V92H102ZM105 91V92H106ZM112 90L110 89V92H111ZM143 91H146V90H143ZM143 91H140L141 93H143ZM160 91V90H159ZM200 91V92H199ZM216 91V90H215ZM228 91H229V89H228ZM231 91V90H230ZM229 91V92H230ZM232 91H233V89H232ZM231 91V92H232ZM239 91V90H238ZM73 92V91H72ZM99 92V91H98ZM105 92L104 93H102V95L100 94V98L99 99H101V106L99 107V109H98V111H100L101 112V110H103V109H105V108H107V106H108V104L107 103H109V102H107L106 100H105ZM110 92H108V93H110ZM117 92V91H116ZM148 92H149V90H148ZM147 92V94L148 95H150L151 94V92H149L148 93ZM183 92V91H182ZM217 92V91H216ZM246 92V91H245ZM60 93H61V91H60ZM209 93V94H208ZM222 93L224 94V96H222ZM234 93H236L237 94V92L235 91ZM250 93V92H249ZM40 94L41 95H44L42 98L40 97ZM72 94V93H71ZM111 94H112V92H111ZM110 94V95H111ZM152 94H153V92H152ZM217 94V95H218ZM226 94H227V92H226ZM229 94V93H228ZM245 94H247V93H245ZM73 95V94H72ZM99 95V94H98ZM107 95H109V94H107L106 93V96ZM109 95V96H110ZM117 95V94H116ZM144 95H146L145 94V92H144ZM148 95H146L147 96V98H148V104H149V102H151L153 99L152 98H154V97H156V95L155 94H153L151 97L149 96L148 97ZM155 95V96H154ZM185 95V94H184ZM197 95V94H196ZM211 97H209V96ZM230 95H231V93H230ZM233 95V94H232ZM235 95V94H234ZM248 95V94H247ZM159 96V95H158ZM163 96V95H162ZM236 96V95H235ZM116 97V96H115ZM144 97V96H143ZM164 97V96H163ZM187 97V96H186ZM201 96H200V99L202 98ZM214 97V98H213ZM230 97V96H229ZM237 97H239L238 95H237ZM242 98H244L243 96H241ZM240 97V98H241ZM246 97V96H245ZM109 98V97H108ZM145 98V97H144ZM151 98V99H150ZM160 98V97H159ZM235 98V97H234ZM241 98V99H242ZM111 99V98H110ZM165 99V98H164ZM165 99V100H166ZM236 99V98H235ZM235 99H233V100H235ZM246 99V98H245ZM109 100V99H108ZM147 100V99H146ZM187 100H189V99H187ZM202 100V99H201ZM226 100V101H225ZM244 100V99H243ZM252 100H253V97H252ZM156 101H158L159 102V100L158 99H156ZM167 101V100H166ZM168 101V102H169ZM231 101V100H230ZM242 101V100H241ZM54 102H55V104H54ZM162 102V101H161ZM167 102V103H168ZM232 102H234V101H232ZM237 102H238V100H237ZM240 102V101H239ZM245 102V101H244ZM243 102V103H244ZM152 103V102H151ZM160 103V102H159ZM201 103V102H200ZM58 104V103H57ZM147 104V103H146ZM237 104V103H236ZM241 104V103H240ZM245 104V103H244ZM151 105V104H150ZM154 105V104H153ZM159 104H157V106H158ZM162 105V104H161ZM250 105V104H249ZM248 104H247V106H249ZM189 106H191V105H189ZM223 106H225V104L223 105ZM235 106V105H234ZM247 106H246V108H247ZM251 106H252V104H251ZM149 107V106H148ZM161 108H162V106H160ZM201 107H203V106H201ZM237 107H239V106H237ZM237 107H236V109H237ZM101 108V109H100ZM145 108V107H144ZM152 108H155V109H157V107H152ZM219 108H222V109H226L225 111L224 110H221L222 112H220L219 110ZM250 108V107H249ZM56 109V108H55ZM54 109V110H55ZM147 109V108H146ZM145 109V110H146ZM155 109H154V111H155ZM192 109V108H191ZM208 109V108H207ZM228 109H230V110H228ZM235 109V108H234ZM242 109V108H241ZM245 109V108H244ZM243 109V110H244ZM165 110V109H164ZM238 110H240V109H238ZM249 110V109H248ZM261 110V109H260ZM153 111V110H152ZM156 111H159L158 109L156 110ZM155 111V112H156ZM167 111V110H166ZM237 111V110H236ZM247 111V110H246ZM33 113V115L30 117V115L28 116V113ZM159 112H161L162 113V111H159ZM159 112H156L157 113V115L159 116ZM240 112V111H239ZM244 112V111H243ZM253 112V111H252ZM103 113V112H102ZM155 113V114H156ZM159 113V114H158ZM168 113V112H167ZM211 113V112H210ZM247 113L250 115V113L247 111ZM255 113V112H254ZM25 114H27V115H25ZM101 114V113H100ZM154 114V113H153ZM152 114V115H153ZM176 114V115H177ZM209 114V113H208ZM215 114V113H214ZM24 116L25 115V117L26 116H28V117H30L29 119H27V120H24V121H26V122H24L25 123V125H22L21 123H23V122H21V120L23 121V119H25V118H21V120H20V116ZM55 115V116H54ZM171 115H173V114H171ZM184 115H186V118H185V116ZM239 115H240V117H243V116H246V118H244V120L246 119V122L247 123H245V124H247V125H245L244 124V120L242 119V118H240L239 117ZM248 115V116H249ZM252 115V114H251ZM258 115V114H257ZM156 116V115H155ZM155 116H153V117H155ZM204 116V115H203ZM205 117V116H204ZM249 117V118H250ZM101 118V117H100ZM103 118V117H102ZM156 119H158V120H161L160 122H164V121H162L163 119H162V115L160 114V119H159V117L157 118V117H155ZM215 118V117H214ZM262 118V117H261ZM56 119V118H55ZM55 119H54V121H55ZM179 119V118H178ZM205 119V118H204ZM20 120V121H19ZM50 120V121H51ZM99 120V119H98ZM158 120H156V123L157 122H159ZM164 120H165V118H164ZM38 121V122H37ZM46 121V123L44 124V122ZM177 121V120H176ZM191 121H193V119L191 120ZM264 121V120H263ZM160 122L157 124V125H159V127H157V125H156V127H154V128H160ZM218 122V121H217ZM100 123H101V120L98 122V127L96 128V130H98L97 132H100L101 130H103L104 128L102 127V129L100 128L101 127V125H100ZM103 123V122H102ZM165 123V122H164ZM215 123V122H214ZM264 123V122H263ZM41 124H40V126H41ZM206 124V123H205ZM208 124V123H207ZM215 124H218V123H215ZM244 124V125H243ZM250 126H249V125ZM53 125V124H52ZM176 125V124H175ZM242 125L243 126H245V127H249L250 129H251V131H249V130H247V128H245V129H243L242 130ZM39 126V127H40ZM43 126V128H45ZM162 126H163V124H162ZM162 126H161V130H162ZM194 126V127H193ZM209 126V125H208ZM210 126H211V123H210ZM218 126V125H217ZM216 126V127H217ZM263 127H261L260 128V126L258 127V130H259V132L261 133V131H260V129H262V131H264L263 129H264V125H262ZM47 127V126H46ZM178 127V126H177ZM42 128V129H43ZM48 128V127H47ZM209 128H211V127H209ZM38 129V128H37ZM41 129V127H40V130H42ZM101 129V130H100ZM178 129V128H177ZM196 129V128H195ZM30 130V131H29ZM36 130V129H35ZM43 130H45V129H43ZM42 130V131H43ZM52 130V129H51ZM95 130V131H96ZM164 130V129H163ZM245 130H247L246 132H244ZM253 130H255L254 132H256V133H252V131ZM87 131H89V130H87ZM105 131V130H104ZM172 131V130H171ZM243 131V132H242ZM96 132V133H97ZM112 132V131H111ZM215 132L216 131H214V134H215ZM86 133V132H85ZM91 133V132H90ZM95 133V132H94ZM158 133V132H157ZM164 133H166V132H164ZM195 133V132H194ZM224 133V134H225ZM51 134H53V133H51ZM50 134V135H51ZM98 134V136H99V133H97ZM96 134V135H97ZM102 134V133H101ZM100 134V135H101ZM217 134V133H216ZM258 134V133H257ZM29 135V134H28ZM87 135V134H86ZM94 135V134H93ZM109 135V134H108ZM194 135V136H193ZM233 135V136H234ZM243 135V136H242ZM264 135V134H263ZM19 136V137H18ZM53 136V135H52ZM50 136V138H49V140H47V145L49 146V149L48 150H50V151H53V150H55V149H57V147H59L60 145V141L58 140V139H55V136ZM165 136V135H164ZM215 136V135H214ZM226 136V135H225ZM240 136V137H239ZM258 136V135H257ZM216 137H217V142H218V144H219V148H220V154H221V158H222V160L221 161H223V164H224V167H225V171H227L228 172V176H229V180L233 183L232 185L235 187H232V188H234V189H236L235 191H236V198L243 204V207H245V206H249L250 204V206H252V204H253V202H256L257 201V199H258V204L259 205H261L260 207H262V206H264V201H262V199H263V197H264V194H263V196H262V193H260L259 191H260V189H262V188H260V189H258L259 187H257V186H255V188L257 187V191H258V194H259V196H261V198L260 197H258V195H254V192H256L255 191V189H252V187H250L251 186V184L253 183H249L248 182V185H247V180H244L243 179V177L245 176L244 175V173L243 172H245V174H248L246 171L248 170V169H252V167H253V171H254V168L255 167H257L258 165H259V167L260 168H256L257 170L259 169L260 171L262 170V168L264 167L263 165L262 166H260L263 162H261V161H264V154H263V156L261 157V155H260V153H256L258 150L255 148V145L252 147L254 150H256V154L253 152V154H255V155H251L250 153H248L247 151L246 152H244L245 150L244 149H248V151H249V147H246V148H244L243 149V151L241 152L242 154H244L243 156H242V154H241V156L242 157H239V158H236V156L234 155V153H233V151H235L236 150V147L238 146H236L235 147V149L233 150V147H229L226 143H225V139L223 138L224 137V135L222 136V133L221 132H219V134L218 135H216ZM227 137V136H226ZM251 137L253 138V140L254 141H256L255 139H254V136H250V143H251ZM31 138V137H30ZM95 138H97V137H95ZM164 138V137H163ZM180 138V137H179ZM231 138H232V136H231ZM245 138V140L244 139H242V140H244V142L246 141V138L247 137H244ZM258 138V137H257ZM261 138V137H260ZM259 138V140H261ZM263 138H264V136H263ZM33 139V138H32ZM35 139V138H34ZM60 139V138H59ZM99 139V138H98ZM196 139V140H195ZM31 140V139H30ZM61 140V139H60ZM97 140V139H96ZM247 140H248V138H247ZM258 140V141H259ZM59 141V142H58ZM95 141V140H94ZM161 141V140H160ZM175 141V140H174ZM178 141V140H177ZM176 141V142H177ZM180 141V140H179ZM238 141V140H237ZM236 141V142H237ZM249 141V140H248ZM264 141V140H263ZM262 141V142H263ZM170 142V141H169ZM235 142V141H234ZM29 143V142H28ZM93 143V142H92ZM101 143V142H100ZM242 143H243V141H242ZM264 143V142H263ZM262 143V145H264ZM246 144H247V141H246ZM240 145H242L241 143L239 144V146ZM249 146H250V144H248ZM253 145V144H252ZM251 145V146H252ZM257 145V144H256ZM262 145H260V148L259 149H261V146ZM43 146V145H42ZM97 146V145H96ZM211 146V145H210ZM243 146H245L244 144H243ZM242 146V147H243ZM247 146V145H246ZM251 146H250V150L252 149L251 148ZM259 146V145H258ZM257 146V147H258ZM29 147V148H28ZM68 147V146H67ZM41 148V147H40ZM39 148V149H40ZM55 148V149H54ZM181 148V149H182ZM264 148V147H263ZM262 148V149H263ZM37 149V148H36ZM61 149V148H60ZM59 149V150H60ZM174 149V148H173ZM238 149H241V148H238ZM246 149V150H247ZM42 150H44V149H42ZM45 150H46V148H45ZM72 150V149H71ZM206 150V149H205ZM263 150H261V152H262ZM180 152V151H179ZM203 152V151H202ZM240 152V151H239ZM250 152H252V150L250 151ZM18 153V154H17ZM48 153V152H47ZM51 153V152H50ZM54 153V152H53ZM176 153V152H175ZM262 153H264V151L262 152ZM20 154V155H19ZM41 154V153H40ZM49 154V153H48ZM180 154V153H179ZM51 155H52V153H51ZM202 155H203V153H202ZM1 156V157H2ZM50 156V155H49ZM53 156V155H52ZM207 156H208V154H207ZM239 156H240V154H239ZM10 157H8L7 159L9 160V158ZM51 157V156H50ZM4 158V160H6ZM13 158V157H12ZM210 158V157H209ZM2 159V158H1ZM11 159V158H10ZM21 159H20V161H21ZM184 159V160H183ZM208 159V158H207ZM17 160V159H16ZM49 160H50V158H49ZM54 159H52V161H53ZM60 160V159H59ZM58 160V161H59ZM212 160H214V159H212ZM257 160H261V161H259L260 162V164H257L258 162H257ZM7 161V160H6ZM14 161V160H13ZM40 161V160H39ZM51 161V160H50ZM55 162H57L56 160H54ZM168 161H170V160H168ZM240 161H241V164H242V162L244 163V166L243 167H241L242 165L240 164ZM254 161H256V163L255 164H257L255 167H254V165H253V162ZM8 162H10V160L8 161ZM15 162H17V161H15ZM27 162V161H26ZM26 162H22L21 161V163H18L19 165H21L22 163H26ZM30 162V161H29ZM54 162V163H55ZM60 162V161H59ZM41 163V162H40ZM43 163V162H42ZM6 164V163H5ZM8 164V163H7ZM11 164V163H10ZM17 164V165H18ZM28 164V163H27ZM51 164H52V162H51ZM203 164V163H202ZM238 164H240V165H238ZM15 166H17L16 164H14ZM13 164H12V166H14ZM26 165V164H25ZM45 165V164H44ZM47 165V164H46ZM50 165V164H49ZM184 165H182L183 167L182 168H185V166ZM216 165V164H215ZM9 166H11V165H9ZM11 166V167H12ZM36 166V165H35ZM34 166V167H35ZM41 166H43V164L41 165ZM10 167V168H11ZM24 167V166H23ZM33 167V166H32ZM43 167H45V166H43ZM53 167H54V165H53ZM203 167V166H202ZM16 168V167H15ZM22 168V167H21ZM9 169V168H8ZM32 169H35V168H32ZM186 169H184L185 171H186ZM255 169V170H256ZM264 169V168H263ZM12 171L14 170V168L13 169H11ZM36 170H37V168H36ZM250 170H248L249 171V173L252 171H250ZM256 170V171H257ZM27 171V170H26ZM207 171V170H206ZM263 171V173H264V170H262ZM15 172H16V170H15ZM32 172H34V171H32ZM183 172V171H182ZM192 172L191 173H188L189 175L190 174H192ZM12 173V172H11ZM31 173V172H30ZM186 173H187V171H186ZM200 173V172H199ZM207 173V172H206ZM212 173H213V171H212ZM254 173H255V171H254ZM259 173H261V172H257V174H259ZM28 174H29V171H28ZM27 174V175H28ZM237 174H239L240 176H243L242 177V179L240 178V176H238V178H237ZM1 175V174H0ZM5 175V174H4ZM30 175H32V174H30ZM188 175V176H189ZM196 175V174H195ZM205 175H207V174H205ZM236 175V176H235ZM253 175V174H252ZM260 175L261 176H263L264 177V175L263 174H259V176L258 177H260ZM3 176V175H2ZM2 176H1V178H2ZM6 176H7V174H6ZM5 176V177H6ZM29 176V175H28ZM186 176V175H185ZM213 176V175H212ZM4 177V178H5ZM31 177V176H30ZM253 177V176H252ZM257 177V178H258ZM262 177V178H263ZM211 178V177H210ZM209 178V179H210ZM245 178V177H244ZM262 178H258V180H257V183H258V181H259V179L261 180ZM7 179V178H6ZM191 179V178H190ZM205 179V178H204ZM203 179V180H204ZM248 179V178H247ZM264 179V178H263ZM262 179V180H263ZM186 180V179H185ZM261 180V181H262ZM31 181V180H30ZM191 181H192V179H191ZM193 181H196V180H194L193 179ZM193 181L192 182H189V185L191 184L192 185V183H193ZM246 181V182H245ZM249 181V180H248ZM264 181V180H263ZM218 182V181H217ZM251 182V181H250ZM2 183V182H1ZM194 183H196V182H194ZM215 183V182H214ZM259 183L261 184V186H262V183L259 181ZM8 184V183H7ZM216 184V183H215ZM250 184V185H249ZM254 184V183H253ZM16 185V184H15ZM190 185V186H191ZM258 185V184H257ZM9 186V185H8ZM189 186V187H190ZM215 186V185H214ZM263 186H264V184H263ZM194 187V184L192 185V188ZM209 187V186H208ZM211 187V186H210ZM213 187V186H212ZM216 187V186H215ZM191 189V187L189 188V190ZM210 188H208V190H209ZM216 188H211L210 190H209V193H211V196H213V197H215L214 199H216V197H218V195H217V190H219V189H217V190H215ZM264 189V188H263ZM262 189V191L261 192H263L264 190ZM192 190V189H191ZM254 190V191H253ZM203 191V190H202ZM210 191H212L213 193H214V195H212V192H210ZM191 192V191H190ZM205 193H206V191H204ZM203 192V194H205ZM208 196V194L206 193V197ZM254 196H257V198H255ZM198 198H199V196H198ZM254 199H255V201H254ZM191 200L193 201V197L191 198ZM192 201H189V202H192ZM222 201H219L218 199H216V201H214L213 202V204L210 206V211L212 212H209V213H211L210 215L212 216L211 218H210V216L208 217V216H206V218H209L210 220H208V221H210V223L208 222V224H210V228H209V225L207 226L206 225V223H205V225L209 228V230H208V232H207V230H206V235H205V233H204V235H201V236H199L197 239H196V242H195V244L197 245V247H199L200 245H202V246H204V244L203 243H206V242H208V243H211V240H214V238H220V237H223V238H220V239H218L219 240V242L218 243H221V244H223V247L221 248V246L219 247V249L217 250L216 249V246L214 245V247H215V250H214V248H211V249H213L212 251L210 250V249H208L210 252H212V255H211V253L209 254V256L212 258V261L210 260H207L209 257L207 256V258L205 259V261L207 260V262L209 261V262H212V264H213V261H214V263H215V259H217L218 261H219V264H228V261L230 262V260H228V258H227V250H226V247H227V249H229L228 248V246H226V241H227V235H228V229H225L224 227L222 228V227H220V224H222L221 222L223 221V222H225V219H227L229 216V213L225 210V213H222V206H223V204L224 203H221ZM189 204H191V203H189ZM197 204H198V202H197ZM227 204V203H226ZM228 204H229V202H228ZM258 205L257 204V202L256 203H254V205ZM193 205V204H192ZM230 205V204H229ZM191 206V205H190ZM254 207L255 206H252V208L254 209ZM225 208V207H224ZM227 208V207H226ZM225 208V209H226ZM251 208V207H250ZM257 208L259 209V206H257V207H255V209H256V211H257ZM263 208V207H262ZM260 209V210H258V211H260V212H258V213H260L259 215H260V219H261V224H260V222L259 223H257V224H260L259 225V229H260V231H262L261 229H264V222L262 221L263 219L262 218H264V216L263 217H261L262 215H263V210H264V208L263 209ZM228 209V208H227ZM231 209V208H230ZM247 209V208H246ZM248 209H249V207H248ZM187 210V209H186ZM242 210V209H241ZM191 211V210H190ZM189 211V212H190ZM204 211H205V209H204ZM207 211H208V209H207ZM228 211H229V209H228ZM206 212V211H205ZM205 212H203V214H205ZM245 211H243L242 213H244ZM250 212V211H249ZM262 212V213H261ZM207 213V212H206ZM189 214V213H188ZM208 214V213H207ZM247 214V213H246ZM190 216V215H189ZM202 216V215H201ZM203 216H205V215H203ZM240 217H241V215H240ZM256 217V216H255ZM242 218H243V216H242ZM241 218V219H242ZM253 218V217H252ZM223 219V220H222ZM245 219V218H244ZM240 220V222H239V227H238V231H237V236H238V239H241L240 241H241V244H239L240 243V241L238 242V248L237 249H240V251L239 252H237V254L236 255H241L242 254V256H244L243 255V253L247 250V251H252L251 253H253V251H257V249H258V251H259V249H260V252L259 253H262L261 255H263L264 254V236L262 237V236H258L259 237V239L258 240H255L254 241V238H256L255 236H253V237H249L248 236V232H247V230H249V228H251V227H253V225L251 226V225H248V222H246L245 220ZM221 221V222H220ZM187 222V221H186ZM191 222V221H190ZM230 222V221H229ZM251 222H253V221H250V223ZM257 222V221H256ZM189 223V222H188ZM226 223H228V222H226ZM241 223V224H240ZM249 223V224H250ZM191 224H194V223H191ZM191 224H189L188 225V227L191 225ZM256 224V225H257ZM203 225V224H202ZM197 226V225H196ZM205 226V227H206ZM222 226H223V224H222ZM251 226V227H250ZM262 228H261V227ZM184 227V226H183ZM185 227H186V225H185ZM207 227H206V229H207ZM225 227H226V224H225ZM194 228V227H193ZM230 228V227H229ZM255 228H257V227H255ZM184 229H186V228H184ZM190 229H192V225L190 226ZM189 228H188V230H190ZM231 229V228H230ZM204 230V229H203ZM202 230V231H203ZM245 231V232H244ZM251 231V230H250ZM249 231V232H250ZM253 231V230H252ZM251 231V233H253ZM258 231V230H257ZM187 232V231H186ZM248 234H247V233ZM263 232V231H262ZM261 232V233H262ZM255 234V233H254ZM260 234V233H259ZM263 235H264V232L262 233ZM183 235H184V232H183ZM186 235V234H185ZM252 235V234H251ZM251 238H253V239H251ZM184 239V238H183ZM191 239V238H190ZM221 239H222V242H225V243H222L221 242ZM224 240V241H223ZM217 241V240H216ZM213 242H215V241H212V243ZM207 243V244H208ZM217 243V242H216ZM217 243V244H218ZM213 245V244H212ZM220 245V244H219ZM144 246V245H143ZM206 246H208V245H206ZM236 246V247H237ZM205 247V246H204ZM210 247V246H209ZM213 247V246H212ZM1 248H3V247H1ZM208 248V247H207ZM217 248H218V246H217ZM5 249V248H4ZM195 249H196V247H195ZM199 249V248H198ZM199 251V250H198ZM229 251V250H228ZM257 251V252H258ZM194 252V251H193ZM191 255V254H190ZM239 255H238V257H239ZM249 256L250 255V252H248V254H247V252H246V256ZM254 255H256V253H254ZM253 254H252V256H254ZM261 255L259 254V256H260V258H261ZM192 256V255H191ZM213 256V257H212ZM245 256V257H246ZM258 256V257H259ZM204 257V256H203ZM244 257V258H245ZM250 257L251 256H249V257H246V258H249L250 259ZM255 257H257V256H255ZM255 257H253V258H255ZM258 257H257V259H258ZM187 258V257H186ZM189 258V257H188ZM210 258V259H211ZM215 258V259H214ZM240 258V257H239ZM241 258H243V257H241ZM243 258V260L244 261H247V259L245 260ZM252 257H251V259L253 260V262H249V260H248V262H247V264H254L255 263V261H254V259H253ZM262 258L264 259V256H262ZM204 259V258H203ZM226 259L228 260V261H226ZM229 259H230V257H229ZM250 259V261H252ZM262 259V261H263V264H264V260ZM3 260V259H2ZM185 260V259H184ZM238 260V259H237ZM255 260H256V258H255ZM188 261V260H187ZM191 261H193V260H191ZM200 261V260H199ZM204 261V260H203ZM202 261V262H203ZM244 261H243V264H245L244 263ZM190 262V261H189ZM206 262V263H207ZM240 262V261H239ZM3 263V262H2ZM199 263V262H198ZM241 263H242V261H241ZM257 263V262H256ZM259 263V262H258ZM211 264V263H210ZM217 264V263H216ZM261 264H262V262H261Z\"/></svg>","mask_w":264,"mask_h":264}]
</instances>
